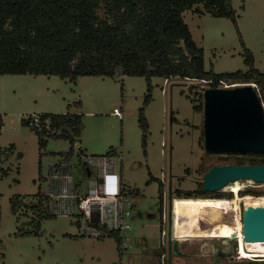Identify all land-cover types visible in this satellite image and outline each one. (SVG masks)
Returning a JSON list of instances; mask_svg holds the SVG:
<instances>
[{"label": "rangeland", "instance_id": "374dc122", "mask_svg": "<svg viewBox=\"0 0 264 264\" xmlns=\"http://www.w3.org/2000/svg\"><path fill=\"white\" fill-rule=\"evenodd\" d=\"M231 5L235 23L204 11L201 5L183 13L202 49L204 68L216 73L245 70L244 52L249 50L254 67L264 71V0H231ZM150 82L151 98L146 102L148 84L143 76H80L70 83L57 75H0V264H264V258L237 255V236L226 237L236 234L237 199L241 219L242 200L264 198V182L241 188L238 195L231 189L215 191L232 196L231 203L210 196L176 197V188L194 190L210 165L238 160L239 154L226 159L224 152L204 148L203 110L197 111L194 105L203 103V90L211 86L178 76H153ZM242 84L223 82L219 87ZM256 91L264 109V86ZM115 107L121 117L112 113ZM141 109L146 133L140 127ZM67 111L81 114L83 122L80 134L73 136L70 155L67 137L47 136L45 146L40 147L37 132L21 123L34 113ZM78 146L88 157H101L115 149L110 153L114 174L135 202L125 248L122 239L118 247L112 234L84 232L74 197L67 211L59 206L55 210L54 201L49 206L45 203L46 212L52 213L49 217L38 218L24 206L16 213L11 210L14 195L35 204L33 196L47 192L52 174L66 165L72 190H87L99 166L80 162ZM132 189L138 193L131 194ZM172 201L179 238L170 240L177 242V250L168 243ZM218 250L221 256H216ZM233 253L232 259L226 257Z\"/></svg>", "mask_w": 264, "mask_h": 264}, {"label": "trees", "instance_id": "16d2710c", "mask_svg": "<svg viewBox=\"0 0 264 264\" xmlns=\"http://www.w3.org/2000/svg\"><path fill=\"white\" fill-rule=\"evenodd\" d=\"M194 5L236 22L231 0H0V75H57L70 83H76L80 76L113 77L116 73L143 76L148 84L146 102L151 98L153 76L197 79L211 87H219L223 82L253 83L257 90L264 86V71L254 67L249 50L244 52L245 70L216 73L204 68L202 49L183 20L184 11ZM194 108L203 110V103H196ZM39 114L49 118L53 128L65 129L50 135L35 130L39 146H45L47 136L67 137L71 143L67 152L70 155L73 136L81 132L82 115L69 111ZM139 121L146 133L148 127L142 109ZM21 123L28 126L26 118ZM113 152L115 149H110L103 155ZM224 153L226 159L239 154L234 164L264 163V153ZM160 191L162 195L161 188ZM130 193L138 192L132 189ZM175 193L183 198L210 196L225 203L232 201V196L204 191L202 182L192 191L176 188ZM33 197L35 204H27L19 195L12 196V212L24 206L38 218L51 216L45 209L53 200L51 196L39 191ZM35 226L38 230L39 222ZM108 234L113 235L119 247L121 237L116 232ZM222 254L216 252V256Z\"/></svg>", "mask_w": 264, "mask_h": 264}, {"label": "water", "instance_id": "95a60500", "mask_svg": "<svg viewBox=\"0 0 264 264\" xmlns=\"http://www.w3.org/2000/svg\"><path fill=\"white\" fill-rule=\"evenodd\" d=\"M203 143L209 152L264 153V109L251 83L203 90ZM87 174L88 167H86ZM237 179L264 182V163L211 166L203 175L202 189L214 192ZM171 205V203H170ZM172 219V205L169 210ZM245 242L264 241V205L242 209ZM171 235V229L169 236ZM232 237L235 233L232 232ZM169 246L177 242L169 237ZM180 254L181 252L178 251Z\"/></svg>", "mask_w": 264, "mask_h": 264}, {"label": "built area", "instance_id": "2783aa9c", "mask_svg": "<svg viewBox=\"0 0 264 264\" xmlns=\"http://www.w3.org/2000/svg\"><path fill=\"white\" fill-rule=\"evenodd\" d=\"M112 113L119 117L122 116L120 109L113 108ZM27 124L32 129L50 135L54 132H63L62 128H53L51 120L47 117H42L39 113H34L26 117ZM79 149V161L87 164H96L99 166V173L93 183L88 186V189L82 191L72 190L70 177L68 172L70 171L69 165L59 173L63 175L64 180L61 186L68 185L70 198H75V203L79 209L78 222L81 224V228L84 232L90 234L101 235L102 232H116L122 241V245L125 248L126 242L129 239V231L131 229L130 219L133 215V209L135 202L128 193V191L122 186L119 181V177L114 174V157L111 155H101V157H88ZM53 170V167H52ZM57 170V169H56ZM66 170V171H65ZM52 172V171H51ZM56 174H52L53 177ZM50 196H66L63 193L48 192ZM173 201L171 202V205ZM172 226L170 238L177 240L179 238L175 235L174 221L175 211L172 209ZM121 244V243H120ZM120 247V245H119ZM238 248V244H237ZM239 251V248L237 252Z\"/></svg>", "mask_w": 264, "mask_h": 264}, {"label": "bare ground", "instance_id": "6f19581e", "mask_svg": "<svg viewBox=\"0 0 264 264\" xmlns=\"http://www.w3.org/2000/svg\"><path fill=\"white\" fill-rule=\"evenodd\" d=\"M260 181H254L252 179H237L233 182H229L228 184L224 185L222 188L223 189H231L232 191L237 192L239 189L244 188V187H249L254 185L255 183H258ZM260 184V183H259ZM257 185V184H256ZM220 188L219 190H222ZM242 191V190H241ZM238 195V194H237ZM237 199L236 204H235V210L237 209L240 212V207L241 203L240 200ZM242 209L246 208L248 206H253V207H259L264 205V198H253V197H246L242 200ZM237 216V220L235 222V230H236V236L238 240V248L239 251L236 252L237 255H239L242 258H247V259H254V258H264V241H256V242H245L243 240V234H242V221L240 219L239 213ZM235 236V238H236ZM226 237H232L231 234H228ZM237 248V250H238ZM232 259L231 256H226Z\"/></svg>", "mask_w": 264, "mask_h": 264}, {"label": "crops", "instance_id": "0c3cea01", "mask_svg": "<svg viewBox=\"0 0 264 264\" xmlns=\"http://www.w3.org/2000/svg\"><path fill=\"white\" fill-rule=\"evenodd\" d=\"M80 151L82 153H84L81 148H80ZM88 172H89V174H87V172H85L87 174V176L90 175V172L91 171L88 170ZM55 176L56 177H53V176L51 177V183H50V187L48 188V191L47 192H42V193L43 194L44 193L47 194L48 192H52V193L57 192L59 194L60 193L66 194V196H57V195H54V196H51V198L53 199L52 202L54 201V209L56 208V206H59L62 211H67V208L69 207L68 206V203H69V199H70V196H69L70 193H69V190H68V185L61 186L60 183H62V181L64 180L63 175L56 174ZM93 181H90L89 182V185L91 183H93Z\"/></svg>", "mask_w": 264, "mask_h": 264}]
</instances>
